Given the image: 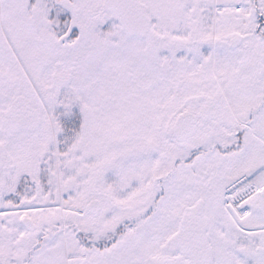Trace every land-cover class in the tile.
Instances as JSON below:
<instances>
[{
  "label": "snow or ice",
  "instance_id": "1",
  "mask_svg": "<svg viewBox=\"0 0 264 264\" xmlns=\"http://www.w3.org/2000/svg\"><path fill=\"white\" fill-rule=\"evenodd\" d=\"M0 264H264V0H0Z\"/></svg>",
  "mask_w": 264,
  "mask_h": 264
}]
</instances>
